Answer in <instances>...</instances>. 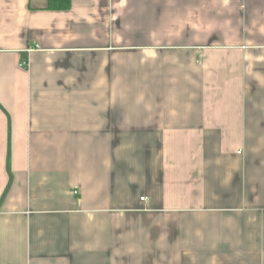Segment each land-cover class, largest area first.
Returning a JSON list of instances; mask_svg holds the SVG:
<instances>
[{
    "label": "crops",
    "instance_id": "crops-1",
    "mask_svg": "<svg viewBox=\"0 0 264 264\" xmlns=\"http://www.w3.org/2000/svg\"><path fill=\"white\" fill-rule=\"evenodd\" d=\"M0 0V264H264V0Z\"/></svg>",
    "mask_w": 264,
    "mask_h": 264
},
{
    "label": "trees",
    "instance_id": "trees-1",
    "mask_svg": "<svg viewBox=\"0 0 264 264\" xmlns=\"http://www.w3.org/2000/svg\"><path fill=\"white\" fill-rule=\"evenodd\" d=\"M71 0H49L48 9L55 11L68 10Z\"/></svg>",
    "mask_w": 264,
    "mask_h": 264
}]
</instances>
